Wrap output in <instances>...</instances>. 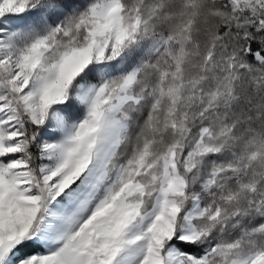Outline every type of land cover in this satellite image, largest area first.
I'll return each mask as SVG.
<instances>
[{"label": "snow or ice", "instance_id": "obj_1", "mask_svg": "<svg viewBox=\"0 0 264 264\" xmlns=\"http://www.w3.org/2000/svg\"><path fill=\"white\" fill-rule=\"evenodd\" d=\"M0 264H264V0H0Z\"/></svg>", "mask_w": 264, "mask_h": 264}]
</instances>
